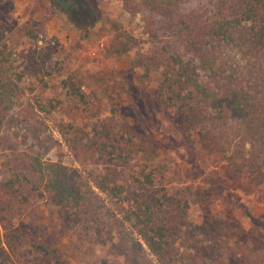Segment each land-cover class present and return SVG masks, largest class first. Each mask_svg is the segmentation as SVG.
I'll use <instances>...</instances> for the list:
<instances>
[{"label":"rangeland","instance_id":"obj_1","mask_svg":"<svg viewBox=\"0 0 264 264\" xmlns=\"http://www.w3.org/2000/svg\"><path fill=\"white\" fill-rule=\"evenodd\" d=\"M90 1L88 17L80 22L50 0H0V29L14 52V70L23 76L15 113L20 120L28 117L45 124L59 140L52 142L47 156L52 161L61 160L85 175L120 167L121 182L135 193L149 196L167 185L168 193L187 198V222L198 225L196 235L201 233L211 244L200 249L198 264H264V181L234 167L240 162L243 136L213 127L216 137L224 135L212 146L200 133L208 127L188 130L182 116L165 111L158 102L169 57L181 48L180 20L199 1L160 13L138 8V0ZM30 28L36 40L28 35ZM67 78L78 82L85 101L68 94L63 87ZM50 103L57 108L46 117L39 106L49 108ZM103 126L117 147H135L132 152H146L151 159H112L108 153H95V147L77 155L62 139V132L73 138L77 132V141L84 139L85 144L91 131ZM245 138L250 151L251 139ZM151 170L157 183L142 188L137 180ZM8 178V171L0 168V214L37 231L57 250L56 264H129L114 232L96 224L70 225L60 208L3 187ZM180 256L174 264H182Z\"/></svg>","mask_w":264,"mask_h":264},{"label":"trees","instance_id":"obj_2","mask_svg":"<svg viewBox=\"0 0 264 264\" xmlns=\"http://www.w3.org/2000/svg\"><path fill=\"white\" fill-rule=\"evenodd\" d=\"M138 1V8L160 13L197 0ZM198 1L180 20L177 36L181 48L169 57L158 102L165 111L182 116L188 130L208 127L206 133H200L212 146L227 132H239L243 137L235 171L254 174V180L264 181V0ZM52 3L80 22L84 20L80 12H90L92 6L90 0ZM26 31L38 38L31 28ZM13 57L0 29V168L9 173L2 186L60 208L72 226L96 224L114 232L129 264H174L179 255L182 264H198L200 249L211 248V244L201 233L196 235L198 225L187 222V198L168 193L167 185L149 196L135 193L121 182L120 167L85 175L79 168L47 158L52 142L59 140L45 124H34L28 117L20 120L15 113L23 76L14 70ZM63 87L71 97L85 101L74 78L65 79ZM56 108L53 103L49 108L39 106L46 117ZM217 126L225 129L216 137L213 127ZM61 134L70 152L77 155L86 147L89 151L95 147V153H108L112 159L128 160L135 155L145 161L151 159L146 152H132L135 147H117L106 126L94 128L85 144L84 139L77 141V132H73L75 138L67 136L68 131ZM247 136L250 151L244 147ZM159 168L154 166L156 171H161ZM155 170L144 172L137 180L142 188L155 187ZM194 250H198L194 256L188 253ZM58 258L57 250L37 231L22 228L0 214V264H56Z\"/></svg>","mask_w":264,"mask_h":264},{"label":"flooded vegetation","instance_id":"obj_3","mask_svg":"<svg viewBox=\"0 0 264 264\" xmlns=\"http://www.w3.org/2000/svg\"><path fill=\"white\" fill-rule=\"evenodd\" d=\"M51 2H53V0H50ZM61 2L66 3L68 0H60ZM59 10H61L60 8H58ZM62 11V10H61ZM75 13H79L78 11H75ZM80 14L82 15L83 18H87L89 12L87 10L85 11H81Z\"/></svg>","mask_w":264,"mask_h":264}]
</instances>
